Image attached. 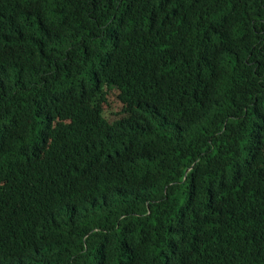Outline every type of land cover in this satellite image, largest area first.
I'll list each match as a JSON object with an SVG mask.
<instances>
[{
	"label": "trees",
	"instance_id": "1",
	"mask_svg": "<svg viewBox=\"0 0 264 264\" xmlns=\"http://www.w3.org/2000/svg\"><path fill=\"white\" fill-rule=\"evenodd\" d=\"M12 32L0 264H264V0L1 1Z\"/></svg>",
	"mask_w": 264,
	"mask_h": 264
},
{
	"label": "clouds",
	"instance_id": "2",
	"mask_svg": "<svg viewBox=\"0 0 264 264\" xmlns=\"http://www.w3.org/2000/svg\"><path fill=\"white\" fill-rule=\"evenodd\" d=\"M33 46L38 45H34L32 42L25 44L18 39L17 32L6 34V38L0 39V115L12 102L23 101L24 105H31V101L23 95H26L33 85L32 78L25 75L28 64L36 62L26 59L29 58L28 50ZM39 57L42 58V56ZM54 92L58 97L66 96L62 90ZM108 99L113 100L110 96ZM21 228L24 232L27 231V226ZM47 238L48 231H40L37 232V237L30 239L28 243L40 252L45 250V246L54 247L59 242L57 238L49 240Z\"/></svg>",
	"mask_w": 264,
	"mask_h": 264
},
{
	"label": "rangeland",
	"instance_id": "3",
	"mask_svg": "<svg viewBox=\"0 0 264 264\" xmlns=\"http://www.w3.org/2000/svg\"><path fill=\"white\" fill-rule=\"evenodd\" d=\"M113 101H115L114 99L112 100V103H113V105L115 106L116 104H115V102H113ZM111 111V110H110Z\"/></svg>",
	"mask_w": 264,
	"mask_h": 264
},
{
	"label": "bare ground",
	"instance_id": "4",
	"mask_svg": "<svg viewBox=\"0 0 264 264\" xmlns=\"http://www.w3.org/2000/svg\"><path fill=\"white\" fill-rule=\"evenodd\" d=\"M33 170V169H32Z\"/></svg>",
	"mask_w": 264,
	"mask_h": 264
}]
</instances>
